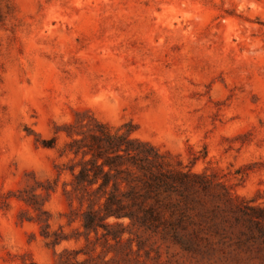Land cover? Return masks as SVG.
I'll return each mask as SVG.
<instances>
[{
    "label": "rangeland",
    "instance_id": "rangeland-1",
    "mask_svg": "<svg viewBox=\"0 0 264 264\" xmlns=\"http://www.w3.org/2000/svg\"><path fill=\"white\" fill-rule=\"evenodd\" d=\"M95 123L211 180L189 218L85 231ZM261 215L264 0H0V264H264Z\"/></svg>",
    "mask_w": 264,
    "mask_h": 264
},
{
    "label": "trees",
    "instance_id": "trees-1",
    "mask_svg": "<svg viewBox=\"0 0 264 264\" xmlns=\"http://www.w3.org/2000/svg\"><path fill=\"white\" fill-rule=\"evenodd\" d=\"M78 154L82 160L75 175L76 189L85 191L96 185L99 193L88 200L82 227L96 235L103 230L106 242L120 243L124 232H130L129 225L152 228L161 222L163 211L174 217L171 223L182 222L199 201L196 193L205 192L211 185L203 174L172 167L149 142L130 137L129 131L112 132L101 123H95L85 141L76 140ZM108 217H127L129 224L108 223ZM173 236L181 240L176 233ZM126 241L131 243L132 239L128 237ZM137 245L139 248V241Z\"/></svg>",
    "mask_w": 264,
    "mask_h": 264
}]
</instances>
